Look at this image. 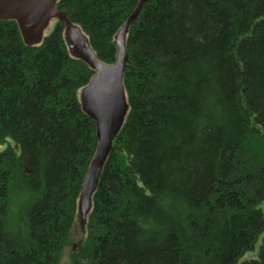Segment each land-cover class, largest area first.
Listing matches in <instances>:
<instances>
[{
	"label": "trees",
	"instance_id": "1",
	"mask_svg": "<svg viewBox=\"0 0 264 264\" xmlns=\"http://www.w3.org/2000/svg\"><path fill=\"white\" fill-rule=\"evenodd\" d=\"M138 0H57L95 58ZM63 24L0 21V264H59L98 141L94 72ZM128 111L69 264H264V0H146L124 41ZM2 148V149H1Z\"/></svg>",
	"mask_w": 264,
	"mask_h": 264
},
{
	"label": "water",
	"instance_id": "2",
	"mask_svg": "<svg viewBox=\"0 0 264 264\" xmlns=\"http://www.w3.org/2000/svg\"><path fill=\"white\" fill-rule=\"evenodd\" d=\"M145 2L146 0H138L135 10L115 36L116 62L106 65L95 58L87 38L70 22L66 13L56 9L57 0H0V21H14L26 46L39 45L43 39V31L55 20L64 26V41L70 55L81 60L94 72L90 82L79 95L82 110L95 124L98 141L77 203L82 226L91 209L92 195L104 163L128 111L122 83L128 59L124 41L129 26L137 19ZM67 32L73 39L72 48L66 38Z\"/></svg>",
	"mask_w": 264,
	"mask_h": 264
},
{
	"label": "rangeland",
	"instance_id": "3",
	"mask_svg": "<svg viewBox=\"0 0 264 264\" xmlns=\"http://www.w3.org/2000/svg\"><path fill=\"white\" fill-rule=\"evenodd\" d=\"M54 20L48 25V27H46V29L43 31V37L46 36L53 28L54 25ZM79 31L81 32V30L79 29ZM82 33V32H81ZM83 36V35H82ZM85 37V36H84ZM86 38V37H85ZM80 95V94H79ZM2 149V148H1ZM259 209L263 212L264 214V203L259 205ZM83 228L84 225L82 226L80 223V216L77 215L76 218V224L74 227V238H72V241H70L69 245L66 246V248L64 249V254L62 255L61 261L59 264H69V255L72 251L73 246L78 242V240L82 237V235H84L83 232ZM262 243V240H259V242L256 244L255 248L253 251L251 252H247L245 253L238 261L236 264H242L245 261L248 260H256L257 259V253L259 251V247Z\"/></svg>",
	"mask_w": 264,
	"mask_h": 264
},
{
	"label": "flooded vegetation",
	"instance_id": "4",
	"mask_svg": "<svg viewBox=\"0 0 264 264\" xmlns=\"http://www.w3.org/2000/svg\"><path fill=\"white\" fill-rule=\"evenodd\" d=\"M52 22V21H51ZM50 22V23H51ZM54 22H55V20H54ZM63 37H64V29H63ZM66 38H67V40H68V42L70 43V46L72 45V43H73V39H72V37H71V35L67 32L66 33ZM71 48H72V46H71ZM67 50H68V48H67ZM68 53H69V51H68ZM70 54V53H69Z\"/></svg>",
	"mask_w": 264,
	"mask_h": 264
}]
</instances>
